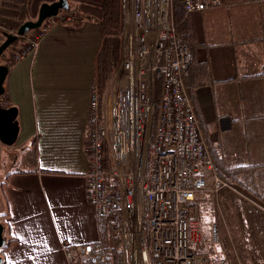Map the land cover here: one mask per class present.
Masks as SVG:
<instances>
[{
	"label": "crops",
	"instance_id": "0c3cea01",
	"mask_svg": "<svg viewBox=\"0 0 264 264\" xmlns=\"http://www.w3.org/2000/svg\"><path fill=\"white\" fill-rule=\"evenodd\" d=\"M17 1L0 0V24L9 33L17 25ZM46 1H31V20ZM101 1L67 0L79 19L52 26L34 52L8 69L3 98L17 108L19 133L12 146L0 143L2 264H67L63 246L98 239L85 174L89 97L103 40ZM219 1L187 15L193 67L206 66L207 80L196 86L187 78L185 87L214 167L228 152L235 166H253L264 194V0ZM248 221L246 240L258 256L264 214Z\"/></svg>",
	"mask_w": 264,
	"mask_h": 264
},
{
	"label": "built area",
	"instance_id": "2783aa9c",
	"mask_svg": "<svg viewBox=\"0 0 264 264\" xmlns=\"http://www.w3.org/2000/svg\"><path fill=\"white\" fill-rule=\"evenodd\" d=\"M180 1L186 15L220 3ZM78 19L76 11L61 10L44 20L14 62L34 52L52 26ZM121 37L107 111L101 102L108 87L90 92L87 202L119 237L123 264H227L217 223L205 231L194 215L198 196L231 185L216 172L186 91L193 51L176 33L172 0H124ZM63 252L67 264H99L91 244L65 245Z\"/></svg>",
	"mask_w": 264,
	"mask_h": 264
},
{
	"label": "trees",
	"instance_id": "16d2710c",
	"mask_svg": "<svg viewBox=\"0 0 264 264\" xmlns=\"http://www.w3.org/2000/svg\"><path fill=\"white\" fill-rule=\"evenodd\" d=\"M32 0H22L17 1L15 8L18 10V16H16L17 25L13 30L16 33L18 27L25 21L31 20L32 17L30 13V5ZM53 1V0H50ZM123 4L124 0H102L100 4L102 19L101 26L103 30V40L101 48L98 53V73L95 81V85L98 87L100 94L105 90L106 84L110 77L118 70L121 59H122V28H123ZM70 10V9H68ZM172 14L173 21L175 25L176 33L181 36L185 42L191 45L192 34L190 26L188 24L187 15L182 10V5L180 0H172ZM36 30L25 34L22 37H18L8 48L4 50L0 57V62H2L8 69L14 63V57L17 48L21 47L26 43L30 34L34 33ZM4 33H9L8 29L0 24V44L4 40ZM191 47V46H190ZM207 67L198 66L193 67L191 63L189 67V72L187 78H189V83H195L196 86L205 84ZM186 78V79H187ZM160 83L156 82L154 87L155 95V112L154 118L156 117V109L160 99ZM4 95V94H3ZM2 96H0V104H2ZM6 107H11L7 104ZM107 157V164L109 166V161ZM253 166H233L226 169L227 176L221 175L220 178L227 180L232 183V185L241 188L244 192L252 195L253 197L261 200L264 203V194H261L256 186L255 177L251 173V181L247 182L246 179H241L237 176V172L244 170H250ZM249 168V169H248ZM235 173V175H233ZM7 214H3L6 217ZM197 214V218L199 217ZM14 241L10 240L8 243ZM7 246V244H6ZM5 246V247H6ZM93 253L99 258V264H123V256L121 250V244L119 237L114 233L110 224L104 219L99 218L98 221V239L92 244Z\"/></svg>",
	"mask_w": 264,
	"mask_h": 264
},
{
	"label": "rangeland",
	"instance_id": "374dc122",
	"mask_svg": "<svg viewBox=\"0 0 264 264\" xmlns=\"http://www.w3.org/2000/svg\"><path fill=\"white\" fill-rule=\"evenodd\" d=\"M24 45L25 43L20 48L18 47L14 53H18ZM107 87L109 93L110 89L108 82L105 89ZM108 95L109 94H107V96ZM6 105L7 104H3V107H6ZM223 161L224 162L220 163L219 166L216 165L215 169L219 176L224 175L228 177L223 165H225V167H233L235 166V160L230 157L228 152L224 151ZM233 175H235V173H233ZM210 176L211 174L206 172L208 183L210 182ZM237 176L241 179H246L248 183L251 181L250 170L237 172ZM225 179L228 180V178ZM235 187L236 186L231 185L230 188H225L218 193H206L198 196L195 204L197 209H195L194 215L197 217L199 213L200 216L198 219L203 224L205 231L209 223H217L221 237L219 250L222 249L226 252L225 258L227 264H264V253L262 252L264 248L257 249V256V253L254 254V251L249 248L250 245L246 240L248 239V229L246 226L249 222L248 219L255 218L260 214L263 215L264 209L258 203L251 204L250 200L252 197L247 196V192L243 193L241 188ZM261 242L259 238L254 240L257 246H259Z\"/></svg>",
	"mask_w": 264,
	"mask_h": 264
},
{
	"label": "water",
	"instance_id": "95a60500",
	"mask_svg": "<svg viewBox=\"0 0 264 264\" xmlns=\"http://www.w3.org/2000/svg\"><path fill=\"white\" fill-rule=\"evenodd\" d=\"M67 0L46 1L40 4L35 20H28L22 23L16 33H4V40L0 44V57L4 50L8 48L18 37H22L32 30L38 29L42 22L48 18L57 15L61 10H68ZM8 74V68L0 64V96L4 94L3 84ZM17 108L14 106L3 107L0 104V143L6 146H12L18 137L19 126L17 121ZM6 241L3 237V225L0 222V249L5 247ZM0 264L2 258L0 257Z\"/></svg>",
	"mask_w": 264,
	"mask_h": 264
}]
</instances>
